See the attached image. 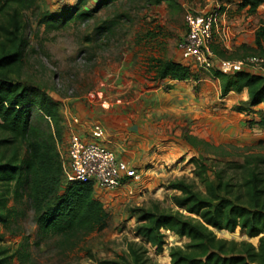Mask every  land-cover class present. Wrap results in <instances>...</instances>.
I'll return each instance as SVG.
<instances>
[{
    "label": "rangeland",
    "instance_id": "rangeland-1",
    "mask_svg": "<svg viewBox=\"0 0 264 264\" xmlns=\"http://www.w3.org/2000/svg\"><path fill=\"white\" fill-rule=\"evenodd\" d=\"M240 1L171 0L154 5L147 0H87L83 8L96 9L92 17L50 29L40 23L41 13H62L79 0H41V13H25L29 45L15 80L22 86L36 87L57 103L62 126L57 145L62 162L67 163L71 135L94 140L92 126L99 123L104 129L99 141L136 166L142 176L140 181H130L126 187L98 198L109 213L103 230L76 236L43 237L27 195L17 197L12 184L7 203L10 220L0 223V246L7 249L11 264L120 261L128 242L143 241L134 234L142 208L159 204L164 209H177L173 196L179 192L169 188L170 182L197 180L201 187L195 175L199 158L217 168V162L243 161L246 154L264 156L261 114L240 109L245 107L242 94L223 97L213 70L184 60L196 78L177 81L154 79L150 69L154 57L180 58L190 11L220 15V27L213 37L218 44L216 59L258 55L240 46L254 44L255 30L264 21V3L252 15L238 11ZM223 25L229 29L227 34L222 33ZM43 125L50 129L46 122ZM183 133L208 143L192 148L182 138ZM4 189L0 186V193ZM163 232V251L145 243L154 264H171L172 246L188 241ZM215 232L221 238L259 243L241 229Z\"/></svg>",
    "mask_w": 264,
    "mask_h": 264
},
{
    "label": "trees",
    "instance_id": "trees-1",
    "mask_svg": "<svg viewBox=\"0 0 264 264\" xmlns=\"http://www.w3.org/2000/svg\"><path fill=\"white\" fill-rule=\"evenodd\" d=\"M40 1L0 0V186L5 187L0 193V223L7 224L10 220L7 203L14 184L17 197L27 195L43 237L86 235L103 230L109 213L95 196L91 183L65 180L57 145L62 132L57 103L36 87H25L15 80L29 45L25 13L30 10L41 13ZM147 1L159 5L171 0ZM86 2L79 0L62 13L44 11L40 23L50 29L86 20L96 11L84 9ZM263 3L264 0H241L238 11L246 10L253 15ZM240 48L264 56V21L255 30L254 44H242ZM210 49L217 53L218 44L212 41ZM150 69L154 71V79L196 78L181 54L179 59L154 57ZM211 70L220 80L223 97L231 92H248L245 107L240 109L264 104V75L246 68L236 73H224L215 67ZM255 111L261 114L259 123L264 127L262 110ZM44 122L49 130L43 127ZM182 138L192 148L208 143L189 133H183ZM243 159L217 162L220 166L215 168L206 158H199L195 175L201 187L197 180L181 178L170 182L169 188L179 192L173 196L177 209H164L159 204L142 208L134 234L143 241L128 242L120 261L100 260L99 264H154L145 243L163 251L166 244L163 230L188 240L172 246L171 264H264V156L246 154ZM237 229L249 238L258 239V245L249 240L221 238L215 232L233 233ZM0 264H11V256L2 246Z\"/></svg>",
    "mask_w": 264,
    "mask_h": 264
},
{
    "label": "built area",
    "instance_id": "built-area-1",
    "mask_svg": "<svg viewBox=\"0 0 264 264\" xmlns=\"http://www.w3.org/2000/svg\"><path fill=\"white\" fill-rule=\"evenodd\" d=\"M220 15L217 12L194 13L186 16L187 34L181 48V57L193 60L207 71L217 68L224 73H236L246 68L264 75V56L250 55L240 59H220L210 49L214 32L219 30ZM229 30L223 25L222 33ZM77 121V120H76ZM94 140H86L79 134L70 137L67 163L63 161L66 182L91 183L97 198L126 187L130 181H140L142 174L129 162L121 160L116 153L99 140L104 129L93 124Z\"/></svg>",
    "mask_w": 264,
    "mask_h": 264
},
{
    "label": "crops",
    "instance_id": "crops-1",
    "mask_svg": "<svg viewBox=\"0 0 264 264\" xmlns=\"http://www.w3.org/2000/svg\"><path fill=\"white\" fill-rule=\"evenodd\" d=\"M243 44V43H242ZM233 93H235V92H231L230 94H233ZM238 94H242V99H244V100H247L248 99V92L246 91V90H244L243 92H241V93H238ZM251 109H253L254 111L255 110H259V109H261L262 111H264V104H260V105H258V106H255V107H252ZM117 155V154H116ZM118 156V155H117ZM119 157V156H118ZM120 158V157H119ZM121 160H125L126 161V159H124V158H120ZM132 166H133V164L131 163V162H129ZM135 168H136V166H134ZM137 169V168H136Z\"/></svg>",
    "mask_w": 264,
    "mask_h": 264
}]
</instances>
